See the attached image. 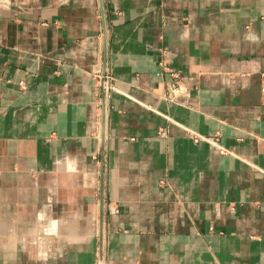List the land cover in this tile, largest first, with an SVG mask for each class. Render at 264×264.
I'll return each mask as SVG.
<instances>
[{"label":"crops","instance_id":"crops-1","mask_svg":"<svg viewBox=\"0 0 264 264\" xmlns=\"http://www.w3.org/2000/svg\"><path fill=\"white\" fill-rule=\"evenodd\" d=\"M263 7L0 0V264H264Z\"/></svg>","mask_w":264,"mask_h":264},{"label":"built area","instance_id":"built-area-1","mask_svg":"<svg viewBox=\"0 0 264 264\" xmlns=\"http://www.w3.org/2000/svg\"><path fill=\"white\" fill-rule=\"evenodd\" d=\"M264 9V7H263ZM264 16V15H263ZM160 66H163L162 64H159ZM170 78H172L174 81H177L179 79V73L173 70H168L167 71ZM103 79V85H102V91L103 93L105 92H109L112 87L110 85V78L108 76L103 75V77H100V79ZM259 79H260V86H259V103L261 106L264 107V73L259 74ZM104 80L107 81V85L104 84ZM18 87L19 89L23 90L25 88L24 84L22 82H18ZM172 91V90H171ZM169 91V92H171ZM198 140L204 141L206 142L208 145L213 146L214 148H216V150L219 152V154H225L226 151L218 144L217 139L214 138H194V142H197ZM157 185L159 187L165 186V181L164 179H160L157 182Z\"/></svg>","mask_w":264,"mask_h":264},{"label":"water","instance_id":"water-1","mask_svg":"<svg viewBox=\"0 0 264 264\" xmlns=\"http://www.w3.org/2000/svg\"><path fill=\"white\" fill-rule=\"evenodd\" d=\"M101 20H102V25H103V19H102V15H101ZM102 37H103V40H104V28L102 26ZM104 56H105V48H104ZM105 58V57H104ZM104 64H105V60H103ZM100 77H103V73L101 74ZM100 87L102 88V85H103V79L101 78L100 81ZM102 95V99H103V91L101 93ZM101 107L103 108V105H102V102H101ZM100 139H101V142L103 140V116H101V133H100ZM101 157H102V152H101ZM102 160L100 162V187H99V191L101 193L102 191V185H101V176H102ZM101 221H102V199H101V196H100V201H99V223H100V226H101ZM98 264H103V261H102V246H101V228H100V232H99V247H98Z\"/></svg>","mask_w":264,"mask_h":264}]
</instances>
